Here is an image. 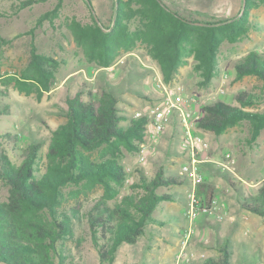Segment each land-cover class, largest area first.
<instances>
[{
	"label": "rangeland",
	"instance_id": "374dc122",
	"mask_svg": "<svg viewBox=\"0 0 264 264\" xmlns=\"http://www.w3.org/2000/svg\"><path fill=\"white\" fill-rule=\"evenodd\" d=\"M21 1L30 4L23 8ZM163 2L189 20L208 22L240 15L244 7L243 0ZM90 3L94 12L86 0H0V148L14 163H20L25 149L38 142L41 155L38 168L43 171L52 130L65 121L66 99L75 92H82L83 99H88L100 88L111 90L118 99L119 114L123 116L120 125L128 124L135 110L153 104L149 92L154 90L155 83L152 73L145 70L151 60L142 45L123 52L113 64L114 68L99 70H95L94 63L77 45L69 27L72 20L88 25L95 14L104 30H109L113 24L114 0H90ZM55 8L51 19L39 20L42 14ZM249 19L252 28L248 34L235 42L224 40L220 44L219 70L208 86L199 83L191 57L177 70L171 86L179 83L187 92L197 95L199 117L204 103L220 99L238 105L234 96L239 90L256 97L254 105L245 109L264 110L262 80L254 75L235 77V63L242 56L250 51H264V0H253ZM138 24L134 17L129 21L130 28L135 29ZM33 45L41 54L60 62L55 85L41 96L33 91L22 92L15 85L20 70L28 63ZM221 87L223 93L218 92ZM251 127L249 122L240 121L220 134L195 130L208 143L207 148L199 152L203 182L212 185L220 216L201 213L195 220H188L190 185L187 178L179 185L158 187V193H171L174 198L162 200L156 206L153 216L157 221L145 226L136 243L120 244L112 264H203L206 258L222 256V249L229 252L230 264H264V219L243 206L245 200L255 196L264 180V128L252 137ZM181 134L175 120L166 125L143 162L138 161L137 154L121 148L126 178L118 186L117 195L107 201L113 204L124 195L140 193L138 180L142 175L153 178L158 167L167 175L183 177L179 168L188 154L180 147ZM227 153L234 161L229 168L224 158ZM103 192V188L97 186L81 190L77 199H68L66 206L80 204L82 215L81 221L75 222L73 237L65 240L64 264H100L84 215ZM8 194V186L0 181V202ZM181 250L183 253L178 259Z\"/></svg>",
	"mask_w": 264,
	"mask_h": 264
},
{
	"label": "trees",
	"instance_id": "16d2710c",
	"mask_svg": "<svg viewBox=\"0 0 264 264\" xmlns=\"http://www.w3.org/2000/svg\"><path fill=\"white\" fill-rule=\"evenodd\" d=\"M86 3L93 11L90 0ZM29 4L20 2L23 8ZM252 6L253 0H245L240 15L208 22L189 20L163 0H114L109 30L98 24L94 14L91 24L80 25L72 20L69 27L95 70L115 65L123 52L142 45L169 86L190 57L199 83L208 86L219 70L220 44L224 40L235 42L251 30ZM54 11L56 8L39 20L51 19ZM133 17L139 23L135 29L129 26ZM35 47L30 48L28 63L20 70L15 85L22 92L33 91L41 96L55 85L60 62ZM246 75L258 77L264 86V51H250L235 63V77ZM234 99L238 105L220 99L204 103L197 128L220 134L247 121L252 126V137H256L264 128V110L245 109L256 102L255 95L246 91L239 90ZM66 103L65 121L52 130L42 172L38 168V142L25 149L20 163L12 162L0 148V181L8 186L9 193L0 202L2 264H64L65 240L73 237L75 222L79 223L82 215L80 204L67 207L66 203L77 199L81 190L97 186L104 192L84 217L100 264H112L120 244L136 243L145 226L157 221L153 216L156 206L174 198L171 193H158L157 188L184 182V176L167 175L158 167L153 178L142 175L138 180L140 193L124 195L110 204L107 200L117 195L118 186L126 178L121 148L137 154L145 138L147 119L132 117L128 124L120 125L123 116L116 106L118 99L107 88H100L88 99H83L82 92H75ZM197 194L201 202L208 204L214 197L212 185L199 183ZM243 206L264 219V180ZM222 250V256L206 258L203 264H230L229 252Z\"/></svg>",
	"mask_w": 264,
	"mask_h": 264
},
{
	"label": "built area",
	"instance_id": "2783aa9c",
	"mask_svg": "<svg viewBox=\"0 0 264 264\" xmlns=\"http://www.w3.org/2000/svg\"><path fill=\"white\" fill-rule=\"evenodd\" d=\"M154 69H151L155 83L154 88L160 94V100L157 103L135 110L133 114V118L145 117L147 119L145 138L139 144L137 152L138 161L143 162L146 160L147 154L153 150L155 144L159 141L165 126L175 120L182 130L180 147L186 150L188 154L186 162H183L179 168V173L189 180L190 185L186 216L189 221H193L201 213L210 215L217 213L218 215L216 199L213 197L208 204H205L201 202V198L197 194V185L204 181L201 168L202 159L199 152L205 150L208 146L205 139L195 133L199 119V98L196 94L187 92L185 87L179 83L169 86ZM223 89L221 87L218 92L223 93ZM224 158L226 167L229 168V165L233 164L234 161L228 153L224 155ZM182 253L183 250L177 255L178 259Z\"/></svg>",
	"mask_w": 264,
	"mask_h": 264
},
{
	"label": "crops",
	"instance_id": "0c3cea01",
	"mask_svg": "<svg viewBox=\"0 0 264 264\" xmlns=\"http://www.w3.org/2000/svg\"><path fill=\"white\" fill-rule=\"evenodd\" d=\"M112 68H114V65L111 67H108V69H112ZM145 68H146L145 70L150 71L152 73V75H153V71L151 69H153V68H155L154 70H156L159 73L157 66L154 63H152L151 61H150V63L145 65ZM152 78H153V76H152ZM149 95H150L149 98L152 100L153 104L157 103L160 100V94L155 90V88L153 91L149 92ZM146 97H148V95Z\"/></svg>",
	"mask_w": 264,
	"mask_h": 264
},
{
	"label": "water",
	"instance_id": "95a60500",
	"mask_svg": "<svg viewBox=\"0 0 264 264\" xmlns=\"http://www.w3.org/2000/svg\"><path fill=\"white\" fill-rule=\"evenodd\" d=\"M244 2H245V0H243V6H244ZM94 16H95V18H96V15L94 14Z\"/></svg>",
	"mask_w": 264,
	"mask_h": 264
}]
</instances>
